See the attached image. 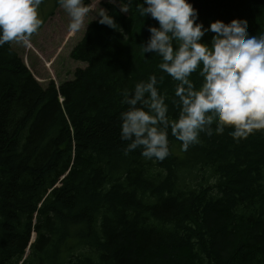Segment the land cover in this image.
<instances>
[{
  "label": "trees",
  "instance_id": "1",
  "mask_svg": "<svg viewBox=\"0 0 264 264\" xmlns=\"http://www.w3.org/2000/svg\"><path fill=\"white\" fill-rule=\"evenodd\" d=\"M142 2L102 4L118 27L88 24L71 53L86 67L59 87L38 82L14 42L0 46V264H264V132L237 141L213 126L188 151L169 135L163 161L124 155L121 101L137 83L156 75L178 115L176 82L141 55L158 27ZM189 2L205 27L264 33V0ZM58 8L44 0L39 31Z\"/></svg>",
  "mask_w": 264,
  "mask_h": 264
},
{
  "label": "clouds",
  "instance_id": "2",
  "mask_svg": "<svg viewBox=\"0 0 264 264\" xmlns=\"http://www.w3.org/2000/svg\"><path fill=\"white\" fill-rule=\"evenodd\" d=\"M43 3L0 0V46L29 45L44 23L38 13ZM57 4L70 18L72 33L93 11L91 0H57ZM136 10L140 17L158 23L148 28L141 55L159 57V70L176 82L171 105L178 115H169V97L159 91L156 75L137 83L121 101L128 105L120 114V138L128 142L124 155L140 149L144 158L163 161L170 155L169 135L181 142V151H188L200 142L201 134L211 138L228 128L239 141L264 132V33L250 35L247 25L237 20L227 24L217 20L205 27L189 0H143ZM98 22L118 27L106 10L98 13ZM209 33L213 35L205 42Z\"/></svg>",
  "mask_w": 264,
  "mask_h": 264
},
{
  "label": "rangeland",
  "instance_id": "3",
  "mask_svg": "<svg viewBox=\"0 0 264 264\" xmlns=\"http://www.w3.org/2000/svg\"><path fill=\"white\" fill-rule=\"evenodd\" d=\"M108 2L113 3V0H91L93 11L85 18L84 24L78 32H69L70 18L59 7L47 20L44 27L35 34L29 45L25 46L14 42V49L21 54L25 64L44 87H47L50 81H55L57 85L70 80L74 77L76 69L86 67L73 60L71 52L84 36L88 24L97 20L98 13L104 10L102 4ZM117 7L122 9L120 5ZM205 175L209 176L207 173ZM205 178L202 175L195 177L196 184H208L209 182Z\"/></svg>",
  "mask_w": 264,
  "mask_h": 264
}]
</instances>
